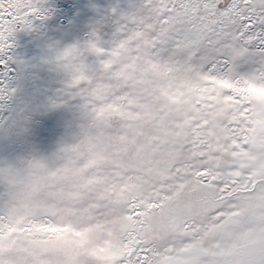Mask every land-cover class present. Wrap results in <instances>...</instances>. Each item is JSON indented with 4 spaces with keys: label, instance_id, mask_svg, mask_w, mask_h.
Returning a JSON list of instances; mask_svg holds the SVG:
<instances>
[{
    "label": "rangeland",
    "instance_id": "rangeland-1",
    "mask_svg": "<svg viewBox=\"0 0 264 264\" xmlns=\"http://www.w3.org/2000/svg\"><path fill=\"white\" fill-rule=\"evenodd\" d=\"M147 5L45 0L47 18L14 33L13 91L0 99L5 264H119L124 256L128 201L149 189L186 132L202 79L183 55L154 47L159 24ZM113 7L125 13L119 23ZM5 178L18 180L20 195L6 191ZM154 224L155 259L178 254L175 227Z\"/></svg>",
    "mask_w": 264,
    "mask_h": 264
},
{
    "label": "snow or ice",
    "instance_id": "snow-or-ice-1",
    "mask_svg": "<svg viewBox=\"0 0 264 264\" xmlns=\"http://www.w3.org/2000/svg\"><path fill=\"white\" fill-rule=\"evenodd\" d=\"M145 10L157 14L154 47L174 49L202 79L186 132L149 189L128 201L119 264H264V0H148ZM51 11L45 0H0V99L13 91L14 33ZM156 220L182 237L179 253L160 261ZM10 226L0 216V244Z\"/></svg>",
    "mask_w": 264,
    "mask_h": 264
},
{
    "label": "clouds",
    "instance_id": "clouds-1",
    "mask_svg": "<svg viewBox=\"0 0 264 264\" xmlns=\"http://www.w3.org/2000/svg\"><path fill=\"white\" fill-rule=\"evenodd\" d=\"M13 167L16 168L19 175H23L24 171L26 170L24 169V166L22 164H20L19 166H13ZM29 170L41 171V166L39 162H30ZM3 185L6 191H8L13 198L21 194L18 180H9L5 178L3 181Z\"/></svg>",
    "mask_w": 264,
    "mask_h": 264
}]
</instances>
